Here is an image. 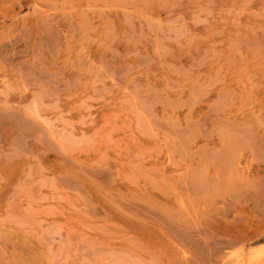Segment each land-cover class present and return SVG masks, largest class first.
I'll list each match as a JSON object with an SVG mask.
<instances>
[{
	"label": "rangeland",
	"instance_id": "obj_1",
	"mask_svg": "<svg viewBox=\"0 0 264 264\" xmlns=\"http://www.w3.org/2000/svg\"><path fill=\"white\" fill-rule=\"evenodd\" d=\"M251 260L264 0H0V264Z\"/></svg>",
	"mask_w": 264,
	"mask_h": 264
},
{
	"label": "bare ground",
	"instance_id": "obj_2",
	"mask_svg": "<svg viewBox=\"0 0 264 264\" xmlns=\"http://www.w3.org/2000/svg\"><path fill=\"white\" fill-rule=\"evenodd\" d=\"M253 260V259H252ZM252 260L250 261L252 264H253V262H252ZM257 260H258V258H257ZM242 261V260H241ZM263 261V260H262ZM245 262V261H244ZM247 262V261H246ZM250 262L248 261L247 263L248 264H250ZM239 263V262H238ZM246 264V263H245Z\"/></svg>",
	"mask_w": 264,
	"mask_h": 264
}]
</instances>
